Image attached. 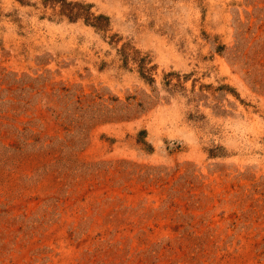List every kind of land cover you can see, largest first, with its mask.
Instances as JSON below:
<instances>
[{
    "label": "rangeland",
    "instance_id": "obj_1",
    "mask_svg": "<svg viewBox=\"0 0 264 264\" xmlns=\"http://www.w3.org/2000/svg\"><path fill=\"white\" fill-rule=\"evenodd\" d=\"M0 264H264V0H0Z\"/></svg>",
    "mask_w": 264,
    "mask_h": 264
},
{
    "label": "trees",
    "instance_id": "obj_2",
    "mask_svg": "<svg viewBox=\"0 0 264 264\" xmlns=\"http://www.w3.org/2000/svg\"><path fill=\"white\" fill-rule=\"evenodd\" d=\"M62 11H65L69 19H75L80 17L81 15L85 17L86 22L93 23V25L96 28H102L101 22H99V19L103 16H93V14L87 9L85 5L79 4V3H63V9Z\"/></svg>",
    "mask_w": 264,
    "mask_h": 264
}]
</instances>
